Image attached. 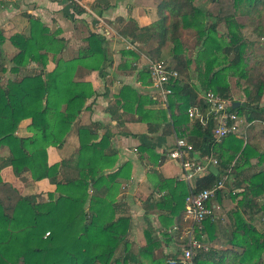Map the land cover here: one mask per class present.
Returning a JSON list of instances; mask_svg holds the SVG:
<instances>
[{"label": "trees", "instance_id": "16d2710c", "mask_svg": "<svg viewBox=\"0 0 264 264\" xmlns=\"http://www.w3.org/2000/svg\"><path fill=\"white\" fill-rule=\"evenodd\" d=\"M76 1L81 0H70L73 11L85 14ZM195 2L161 0L156 22L139 27L128 19L117 34L134 45L155 44L151 51L153 61L171 58L172 66H169L179 77L170 84L172 94L168 98V110H161V124L169 126L170 122L178 137L192 145L199 158L215 157L219 174L234 164L232 176L237 179L234 189L240 193H231L230 199L240 194L239 204L249 208L252 216L264 215V203L256 201L264 200V108L261 106L264 55L255 58L253 67L247 65L244 57L229 59L231 50L238 48L252 53L253 43L241 33V25L236 20L238 14L253 18L257 22L254 33L264 40V0H208L205 8ZM222 27L225 33L220 32ZM223 34L225 43L221 42ZM187 35L189 38L185 39ZM190 39L194 41L193 47L188 45ZM7 40L16 50L9 61L13 65L10 72L17 73L21 67L34 64L37 73L9 80L5 85L0 83V151L5 147L9 150L7 158L0 157V173L10 167L16 178L30 173L33 183L48 181L54 189L25 196L0 175V264H143L138 261V255L150 257L149 264H182L177 260L180 251L159 258L153 256L152 239L138 253L129 250L127 236L131 218L120 213L115 197L119 186L116 179L130 165L126 163L111 173H104L113 168L116 159L115 152L106 155L104 151L110 136L94 144L89 128L80 127L76 155L53 164L47 161V149L64 144L86 102L95 94L89 82L76 81V70L78 67L100 70L106 60L103 37L90 32L80 52L65 59L63 54L69 41L52 33L40 20L30 18L26 32ZM4 42L6 39L0 33V74L6 72L1 50ZM168 45L167 55L163 54ZM197 48L199 51L195 53ZM235 71L246 79L247 87L243 89L244 102L232 110L244 118L245 125L258 121L263 128L246 144L237 135H228L216 143L212 138L213 118L190 84V75L202 77L203 94L210 91L222 99L233 100L235 86L231 87L228 79L234 80ZM138 76L149 78L145 69ZM191 108L199 110L203 123L189 119ZM26 119L31 120L28 126L31 136L17 137L18 126ZM253 159L260 168L250 176H242ZM63 167L75 169L78 177L58 181ZM218 177L209 169L204 178L195 182L192 191L211 188ZM178 189L181 205L175 217L176 226L182 229L186 227L183 217L190 188L179 183ZM220 194L217 193L215 200L220 201ZM228 214L230 227L226 233L231 248L200 250L192 264H264V231H258L238 210ZM218 230L214 217L208 218L203 222V237L197 238L202 243L213 242Z\"/></svg>", "mask_w": 264, "mask_h": 264}, {"label": "crops", "instance_id": "0c3cea01", "mask_svg": "<svg viewBox=\"0 0 264 264\" xmlns=\"http://www.w3.org/2000/svg\"><path fill=\"white\" fill-rule=\"evenodd\" d=\"M76 2L84 9L85 14L75 13L70 0H0V33L6 39L1 46L6 60V72L0 74V83L5 85L9 80L21 79L37 73L34 64L21 67L17 73L10 72L13 65L9 61L16 50L7 39L26 32L30 18L40 20L52 33H57L59 38L71 42L69 45L76 48V55L85 45L84 40L90 32L103 37L102 46L105 49L106 60L100 70L90 71L84 67H78L76 70V81L89 82L95 94L86 102L85 109L72 126L64 144L59 148L47 149V161L53 164L76 155L79 148L77 134L80 127L89 128L94 144L101 143L105 136H110L104 151L106 155L115 152L116 159L113 168L104 170V173H111L126 163L130 165L123 172V176L116 179L119 186L115 197L116 203L120 205V213L131 218V229L127 236L129 250L138 253L147 245L148 239H152L155 242L153 256L159 258L161 255L177 254L178 244L181 243L180 234L173 228L176 226L175 216L181 205L178 184L183 182L179 179L178 164L170 160L167 155L178 134L170 122L169 126L161 124V110H168V107L152 100L153 90L149 78L142 79L138 76L151 59V51L156 46L152 43L134 45L130 40L123 39L117 34L120 26L128 19L134 20L139 27L156 22L157 6L161 0ZM75 41L76 45L73 44ZM168 49L169 45L165 47L163 54H167ZM126 52L132 53L129 55ZM65 54L66 51L64 58ZM164 62L172 66L170 57L166 56ZM52 67L50 63L48 68ZM190 84L198 88L197 93L202 98L203 92L198 87L200 83L196 80V74L190 75ZM123 88H127V91ZM233 101L239 105L242 102L235 98ZM261 103L264 108V99ZM167 114L169 118L170 112L168 111ZM240 118L242 122L237 137L242 138L246 144L249 138L263 128V125L258 121L245 125L244 118ZM30 123V119L22 121L15 135L31 136L28 129ZM8 155L7 147L0 151V157L7 158ZM252 167H257V170L260 168L256 159L251 160V165L242 171V176L246 177L247 169ZM0 175L3 181L13 184L25 196L35 194L38 187L46 191L54 189L48 181L34 184L29 173L16 178L10 167L4 168ZM77 177L78 172L75 169L63 167L59 171L57 180L65 181ZM236 182L237 179L232 176L229 186L226 185L231 190L229 189L227 193L225 189L220 194V201L214 198L210 202L214 219L216 216H223L227 224L222 220L224 224L218 225V229L220 227L221 230H218L213 242L207 243L209 249L221 251L231 248L227 243L226 233L230 227L228 213L231 210H238L243 216L251 215L250 209L245 206L241 209H233V205L228 204L229 200H232L230 194L239 193V190L234 189ZM89 192L92 193L91 188ZM251 217L252 223L253 220L255 222L258 219V215ZM137 259L143 264L151 262V258L146 256L138 255Z\"/></svg>", "mask_w": 264, "mask_h": 264}, {"label": "built area", "instance_id": "2783aa9c", "mask_svg": "<svg viewBox=\"0 0 264 264\" xmlns=\"http://www.w3.org/2000/svg\"><path fill=\"white\" fill-rule=\"evenodd\" d=\"M145 71L148 74L150 87L153 90L152 100L159 101L164 107H168V98L172 94L170 84L178 79L177 71L173 70L168 63L164 61H148L145 65ZM207 113L213 118L214 127L212 138L214 142H221L228 135H236L242 122L238 112L232 110L234 101L222 99L213 92L204 93L202 96ZM190 120H198L203 123V116L197 108L188 110ZM250 123L249 125H251ZM168 158L178 164L180 168L179 179L190 188V194L185 199V213L183 222L186 227L179 229L177 226L174 231L180 230V240L183 247L177 260L182 264H192L195 254L200 251H207L208 245H205L197 236L203 237V222L213 217V209L210 202L216 197L217 193H223L226 185L232 177V167L223 171L218 180L211 188L202 189L196 193L192 191L197 180L204 178L208 174L210 167L217 169L218 161L215 157L199 158L197 153L183 138H175L172 149L168 152ZM48 235V234H47ZM175 261H172L174 263Z\"/></svg>", "mask_w": 264, "mask_h": 264}, {"label": "rangeland", "instance_id": "374dc122", "mask_svg": "<svg viewBox=\"0 0 264 264\" xmlns=\"http://www.w3.org/2000/svg\"><path fill=\"white\" fill-rule=\"evenodd\" d=\"M207 1L208 0H198L197 2V6H200L202 8H205L207 7ZM238 23L241 25V28H240V31L241 33L243 34V36L250 42L253 43V46H252V53L248 54V51L245 50V48H238L237 51H232L229 53V59H233L235 58V56H240V57H244L245 60L247 61V65L249 66H254L255 64V58L259 55H264V40L263 39H259L255 33H254V29L256 28V24L257 22L251 18V17H247V16H244V15H239L237 16V19ZM220 32L222 33H225V29L222 27L220 28ZM225 34L222 35V40L221 42L223 41L225 43V37H224ZM188 39V35L185 37V39ZM71 42H69L70 44ZM74 45H76V41L73 42ZM72 45V44H71ZM188 45H190V47H193L194 46V41L192 39H190ZM223 45V44H222ZM224 46V45H223ZM199 51V48H197L195 50V53ZM76 53V48L74 49L73 47H70V45H68V48H67V51H66V54H65V58L68 59V58H71L74 54ZM64 55V54H63ZM167 55V54H166ZM64 58V56H63ZM166 60V59H165ZM149 61H153L152 59H150ZM27 74H30V73H27ZM233 76H234V80H231L228 79V83L230 84L231 87L235 86V94L233 95V97L239 101H242L244 102V91L243 89L245 87H247V83H246V79L244 77H242L240 75L239 72L235 71L233 72ZM202 77H196V80L200 83V79ZM256 79H260L259 76H255ZM200 91H201V86L198 85ZM195 89L197 90L198 88L195 87ZM202 92V91H201ZM263 99H264V95H263ZM262 104V103H261ZM241 128V127H240ZM239 132V131H238ZM237 136H239V133L236 134ZM244 141V140H243ZM250 165H251V162H250ZM259 168V167H258ZM246 169V168H245ZM244 169V170H245ZM257 171V167L256 168H250L249 170L247 169L246 171V176H250L251 174L255 173ZM25 174V173H24ZM23 174V175H24ZM30 174V173H29ZM35 184V183H34ZM230 188H227L226 187V192L228 193ZM231 190V189H230ZM45 192H48L46 190H41L40 187H38L37 191L35 194H32V195H38V194H41V193H45ZM51 192V191H49ZM240 193V192H239ZM31 195V194H30ZM239 196L234 199V200H229V205L232 206L233 209L235 208H239L241 209L242 208V205H240L239 203L241 202L242 200V197L240 196V194H238ZM257 203L259 204H262L264 203V200L262 198L260 199H256ZM229 206V207H230ZM245 212V211H244ZM247 215H249V210H248V213L245 212ZM258 215V219L253 220V223H252V220L248 219V216H246L244 214V218H247V220H250L251 221V224L254 225L256 227V229L260 232H263L264 231V215L263 214H257ZM257 215H255L257 217ZM216 222L217 224L219 225H223L224 223H226V219L223 217V216H216ZM222 220H224V223L222 224ZM227 224V223H226ZM222 227V226H221ZM219 229L221 230V228L219 227ZM181 242V240H180ZM205 245H208L207 243L208 242H203ZM179 251L181 252L182 250V247H183V243H179ZM181 247V248H180ZM181 249V250H180ZM180 254H178L179 256Z\"/></svg>", "mask_w": 264, "mask_h": 264}, {"label": "water", "instance_id": "95a60500", "mask_svg": "<svg viewBox=\"0 0 264 264\" xmlns=\"http://www.w3.org/2000/svg\"><path fill=\"white\" fill-rule=\"evenodd\" d=\"M239 103H234L233 108L238 107ZM210 171H212L214 174H217L218 170L215 167H210Z\"/></svg>", "mask_w": 264, "mask_h": 264}]
</instances>
